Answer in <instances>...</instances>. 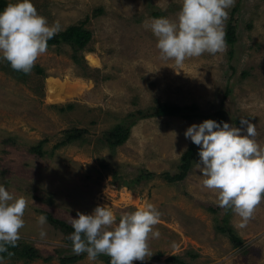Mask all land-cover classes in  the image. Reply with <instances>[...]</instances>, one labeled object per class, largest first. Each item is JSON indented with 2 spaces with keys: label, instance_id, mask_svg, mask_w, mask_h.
<instances>
[{
  "label": "rangeland",
  "instance_id": "obj_1",
  "mask_svg": "<svg viewBox=\"0 0 264 264\" xmlns=\"http://www.w3.org/2000/svg\"><path fill=\"white\" fill-rule=\"evenodd\" d=\"M32 2L50 24L59 22L58 33L83 23L92 37L80 51L65 42L49 45L30 73L0 59V183L28 199L20 239L10 256L0 253L3 264H110L107 255L89 261L73 252L70 216L108 205L118 220L145 202L160 212L153 226L159 236L150 237L152 255L133 264H264V200L242 225L203 186L199 146L183 134L209 118L237 127L247 119L264 145V0H235L225 24L236 37L231 54L226 44L223 52L181 65L161 57L144 27L152 17L175 19L180 0ZM53 79L82 86L53 103L47 99ZM159 103L197 111L155 116ZM122 128L129 133L121 142ZM189 148L196 153L183 172ZM165 174L183 178L168 181ZM40 214L65 226L40 225Z\"/></svg>",
  "mask_w": 264,
  "mask_h": 264
},
{
  "label": "clouds",
  "instance_id": "obj_2",
  "mask_svg": "<svg viewBox=\"0 0 264 264\" xmlns=\"http://www.w3.org/2000/svg\"><path fill=\"white\" fill-rule=\"evenodd\" d=\"M180 2L175 19L159 16L144 22L156 38L161 57L181 65L186 58L205 52H223L225 24L235 0ZM59 30V22L50 24L32 0H11L0 9V59L7 60L14 70L30 73ZM240 125L209 118L190 124L183 134L199 146L196 168L203 186L214 190L219 206L231 207L243 225L264 200V145L256 139L254 123L240 119ZM27 204L25 196L14 195L0 183V253L12 254L9 248L20 239ZM159 217L151 202L122 214L118 220L110 206L97 205L91 213L78 211L75 217L70 216L73 231L68 239L73 252L86 253L89 261H97L103 254L111 258L110 264H133L152 255L149 240L159 236L153 228ZM37 223L44 225L47 217L38 215ZM40 235L46 233L41 230ZM3 261L0 255V264Z\"/></svg>",
  "mask_w": 264,
  "mask_h": 264
},
{
  "label": "trees",
  "instance_id": "obj_3",
  "mask_svg": "<svg viewBox=\"0 0 264 264\" xmlns=\"http://www.w3.org/2000/svg\"><path fill=\"white\" fill-rule=\"evenodd\" d=\"M9 3L6 0H0V9H3L6 4ZM91 37L92 34L89 30H87L84 27L83 23H79V24H75V25H71L69 27H67L64 31L59 32L58 34H56L55 36H53L47 43L48 46L49 45H57L60 44L62 42L68 43L70 45L73 46L74 50L76 51H80V50H85L86 47L88 46V44L91 41ZM235 35H234V31H233V27L231 25L227 26V30H226V36H225V40H226V44L229 46L230 48V54L232 53V49L235 43ZM74 61H76V63H79V58L77 55L74 56ZM7 62V60H6ZM8 63V62H7ZM9 64V63H8ZM36 72L38 73H42V70L39 67L35 68ZM184 111H191V114L187 115L186 117H191L192 113H196L197 108H195L194 106H190V107H180L177 105H171V104H165V103H159L156 106V109L154 110L153 115L155 116H177L180 115L181 113H183ZM117 140L118 141H123L126 139L129 130H127L126 128H122V129H118L117 131ZM115 136V134H114ZM42 144L37 145L34 148H31L32 152L35 153H39L40 150H42ZM195 150L193 148H189L187 149V151L183 154V156L181 157L182 159V171H186L188 166L191 163V160L195 154ZM165 178L168 181H177L183 178V176L181 174H175L174 176H171L170 174H165ZM47 220L49 222H51L54 226H59L60 227H64L65 225L54 219L52 216L50 215H46ZM240 242H236V244H239Z\"/></svg>",
  "mask_w": 264,
  "mask_h": 264
},
{
  "label": "bare ground",
  "instance_id": "obj_4",
  "mask_svg": "<svg viewBox=\"0 0 264 264\" xmlns=\"http://www.w3.org/2000/svg\"><path fill=\"white\" fill-rule=\"evenodd\" d=\"M93 56V55H89ZM89 60L92 63H95L94 65L98 64V61L96 58L92 57V59L89 57ZM79 81V80H78ZM80 84H72L69 81H59V80H49L47 83V99L49 102H62L68 98H71L74 94V90H80L81 89ZM83 89V88H82Z\"/></svg>",
  "mask_w": 264,
  "mask_h": 264
}]
</instances>
